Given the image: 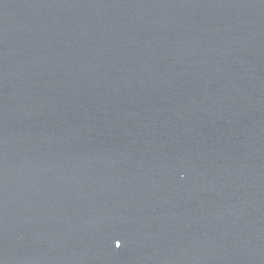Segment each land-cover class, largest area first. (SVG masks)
Returning <instances> with one entry per match:
<instances>
[{
	"label": "water",
	"instance_id": "95a60500",
	"mask_svg": "<svg viewBox=\"0 0 264 264\" xmlns=\"http://www.w3.org/2000/svg\"><path fill=\"white\" fill-rule=\"evenodd\" d=\"M0 264H264V0H0Z\"/></svg>",
	"mask_w": 264,
	"mask_h": 264
},
{
	"label": "snow or ice",
	"instance_id": "6c2138e0",
	"mask_svg": "<svg viewBox=\"0 0 264 264\" xmlns=\"http://www.w3.org/2000/svg\"><path fill=\"white\" fill-rule=\"evenodd\" d=\"M120 246H121V244L119 242H117V247H120Z\"/></svg>",
	"mask_w": 264,
	"mask_h": 264
}]
</instances>
